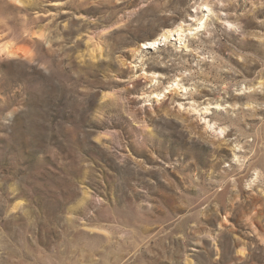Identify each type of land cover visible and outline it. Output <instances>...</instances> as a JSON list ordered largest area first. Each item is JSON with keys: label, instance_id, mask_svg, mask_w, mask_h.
<instances>
[{"label": "rangeland", "instance_id": "obj_1", "mask_svg": "<svg viewBox=\"0 0 264 264\" xmlns=\"http://www.w3.org/2000/svg\"><path fill=\"white\" fill-rule=\"evenodd\" d=\"M0 264H264V0H0Z\"/></svg>", "mask_w": 264, "mask_h": 264}, {"label": "bare ground", "instance_id": "obj_2", "mask_svg": "<svg viewBox=\"0 0 264 264\" xmlns=\"http://www.w3.org/2000/svg\"><path fill=\"white\" fill-rule=\"evenodd\" d=\"M200 27H202V25H200ZM183 31H186V30H182V27H179V29L176 30V33H177L176 35L178 36V40H180V41L182 40V37H181V34L180 33L183 32ZM172 35L173 34H172L171 31H167L166 33L161 34V39H162V41H165L169 36H172ZM157 40L158 39H152V40L151 39H148L147 41L144 42L145 43V47L155 48L156 47V44H157ZM177 85L178 84H175V86H177Z\"/></svg>", "mask_w": 264, "mask_h": 264}]
</instances>
